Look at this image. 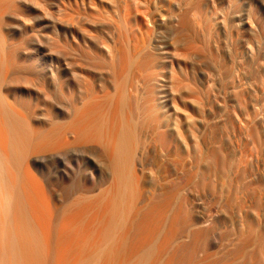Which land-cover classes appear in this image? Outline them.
Masks as SVG:
<instances>
[{
  "label": "bare ground",
  "instance_id": "obj_1",
  "mask_svg": "<svg viewBox=\"0 0 264 264\" xmlns=\"http://www.w3.org/2000/svg\"><path fill=\"white\" fill-rule=\"evenodd\" d=\"M96 6L95 0H0V264L131 261L128 224L118 222L137 136L125 112L156 111L155 81L171 58L151 51L142 80L132 62L145 44L135 31L129 40L127 16L121 29L108 8ZM254 8L246 14L256 16ZM46 50L51 54L39 59ZM170 121L157 117L165 138ZM153 246L131 254L139 253L143 264Z\"/></svg>",
  "mask_w": 264,
  "mask_h": 264
},
{
  "label": "rangeland",
  "instance_id": "obj_2",
  "mask_svg": "<svg viewBox=\"0 0 264 264\" xmlns=\"http://www.w3.org/2000/svg\"><path fill=\"white\" fill-rule=\"evenodd\" d=\"M95 2L97 11L110 10L115 27H125L128 17L137 42L145 44L132 62L134 74L142 70V80L149 74L150 54L171 58L155 81L156 87L160 83L156 111L147 117L125 112V123L137 133L133 181L118 217L130 231L129 264H140L137 255L147 244L156 248L149 264H264V8L259 0ZM251 5L256 16L246 14ZM157 117L171 120L166 138ZM226 160L233 165L227 168ZM135 248L139 253L133 255Z\"/></svg>",
  "mask_w": 264,
  "mask_h": 264
}]
</instances>
